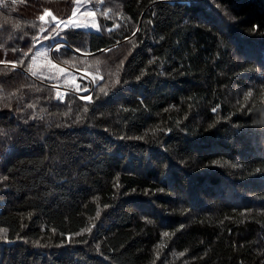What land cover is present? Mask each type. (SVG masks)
I'll return each instance as SVG.
<instances>
[{"label":"trees","instance_id":"1","mask_svg":"<svg viewBox=\"0 0 264 264\" xmlns=\"http://www.w3.org/2000/svg\"><path fill=\"white\" fill-rule=\"evenodd\" d=\"M84 2L0 0V264H264V0Z\"/></svg>","mask_w":264,"mask_h":264},{"label":"rangeland","instance_id":"2","mask_svg":"<svg viewBox=\"0 0 264 264\" xmlns=\"http://www.w3.org/2000/svg\"><path fill=\"white\" fill-rule=\"evenodd\" d=\"M75 16L68 17L66 19L62 20V24L65 25L63 22H67L68 24L78 23L81 26L87 25L89 29L92 30H99V23L97 16L95 14V10L90 7L87 3L84 2V0H77V4L74 8ZM92 12L94 15H86V13ZM95 25V27H93ZM46 46L42 42L37 45L36 53L33 57V67L32 72L36 75L42 76V77H53V72L60 73L62 70L60 68L55 67L52 65L53 63L51 61H48L45 57ZM69 79L72 81V83L77 84V80L74 77V75H68ZM74 78V80L72 79ZM134 206H137V208H141L143 210H147L145 207L140 206L138 203H133ZM139 208V209H140Z\"/></svg>","mask_w":264,"mask_h":264},{"label":"snow or ice","instance_id":"3","mask_svg":"<svg viewBox=\"0 0 264 264\" xmlns=\"http://www.w3.org/2000/svg\"><path fill=\"white\" fill-rule=\"evenodd\" d=\"M86 15H94V13H92V12H88V13H86ZM73 16H75V12H73ZM40 19L43 20L44 17L41 16ZM63 23H65V26H66V27L68 26V23H67V22H63ZM80 26H81L80 24H78V23H74V22L71 24V27H73V28H79ZM85 27H87V25H85ZM93 27H95V25H93ZM258 27H259V26H256V25L253 26L254 29H257ZM77 51H78V50H77ZM101 51H104V50H101ZM12 63L14 64L15 62H12ZM33 74H35V73H33ZM57 98H58V99H62V97H60L59 95H58ZM81 99L88 101V100H91V96H90V95H89V96H83V97H81ZM214 111H215V109H214ZM258 171H259V170H258ZM165 235H167V233H165Z\"/></svg>","mask_w":264,"mask_h":264}]
</instances>
